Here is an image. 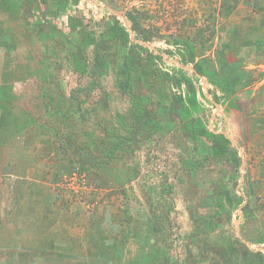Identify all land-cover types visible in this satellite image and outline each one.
<instances>
[{"label": "rangeland", "instance_id": "1", "mask_svg": "<svg viewBox=\"0 0 264 264\" xmlns=\"http://www.w3.org/2000/svg\"><path fill=\"white\" fill-rule=\"evenodd\" d=\"M0 264H264V0H0Z\"/></svg>", "mask_w": 264, "mask_h": 264}, {"label": "trees", "instance_id": "2", "mask_svg": "<svg viewBox=\"0 0 264 264\" xmlns=\"http://www.w3.org/2000/svg\"><path fill=\"white\" fill-rule=\"evenodd\" d=\"M250 33V32H249ZM247 34L246 36H248L249 37V35L250 34ZM259 47H261V46H259ZM73 119H75V118H73ZM75 127H76V130H75V132L77 131L78 132V126L77 125H75V124H73ZM84 127L86 126V125H83ZM51 129V128H50ZM85 128H83L82 129V131H81V137H83L84 136V134H85ZM71 135H73V131L71 132ZM74 136H77L75 133H74ZM72 137L70 136V138L67 140V141H62V143H63V145H64V147H66L67 149L68 148H71V146H72V144H75L76 142L75 141H73V143H72V139H71ZM78 146H80V148H81V150L83 151V152H88L90 149L87 147V144H78ZM75 152V151H74ZM149 221H151V219H149ZM127 222H128V224H126L125 223V227L124 228H122L121 230H120V232L124 235V231H125V235H124V237H127V235L129 234V233H132V236L133 235H138V236H136V237H146V236H148V233H149V231L151 232V230L153 229V230H155L156 228H154L153 226H152V224L153 223H151V222H146L147 223V226L146 227H143V230L141 231V233L140 234H138L137 232L139 231V227H137L136 228V226H135V224H134V226H133V224H129V221L127 220ZM127 225V226H126ZM127 229L129 230L128 231V233H127ZM159 229V228H158ZM138 230V231H137Z\"/></svg>", "mask_w": 264, "mask_h": 264}]
</instances>
